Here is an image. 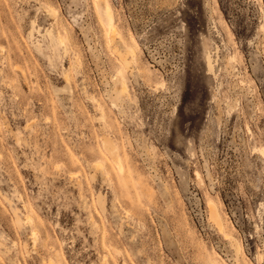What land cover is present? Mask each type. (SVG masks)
<instances>
[{"label":"rangeland","instance_id":"rangeland-1","mask_svg":"<svg viewBox=\"0 0 264 264\" xmlns=\"http://www.w3.org/2000/svg\"><path fill=\"white\" fill-rule=\"evenodd\" d=\"M263 13L0 0V264H264Z\"/></svg>","mask_w":264,"mask_h":264},{"label":"bare ground","instance_id":"bare-ground-1","mask_svg":"<svg viewBox=\"0 0 264 264\" xmlns=\"http://www.w3.org/2000/svg\"><path fill=\"white\" fill-rule=\"evenodd\" d=\"M104 8H105V13L107 15L108 18V23H109V32H111V40L114 42L116 39V35H118L117 31H116V27L114 24V17H113V11H112V7L111 5L108 3V1H104ZM264 16V13H263ZM261 30H264V25L261 26ZM119 36V35H118ZM117 36V37H118ZM218 47V46H217ZM216 49V48H215ZM218 49V48H217ZM216 51V50H215ZM218 51V50H217ZM216 51V52H217ZM114 52L116 53V55L119 57V59H121L125 69L131 70V63H133L134 59H135V51L133 48L131 47H127L126 49H119L117 46L114 47ZM210 50H207V54L205 56V63H206V68L209 71L213 70V66H214V60L211 58V54H210ZM232 57H230V59L228 58V60H231ZM234 59V58H232ZM231 62V61H230ZM215 68V67H214ZM132 71V70H131ZM214 71V70H213ZM207 72V73H208ZM211 73V72H210ZM215 73V72H214ZM209 74V73H208ZM212 74V73H211ZM163 85V84H161ZM120 92H124L126 93V84L124 82V80H122L121 82V90ZM106 149L108 150L109 153L114 154L115 151V147L112 144V146L109 145H105ZM210 207V218L216 223V225L218 226V229L224 230L223 229V222L217 212V210L215 209L213 204L209 205ZM222 232V231H221ZM224 233V232H223ZM33 234V233H32ZM227 234V233H226ZM231 238V237H230ZM234 241V240H233ZM239 244V243H238ZM235 245V244H234Z\"/></svg>","mask_w":264,"mask_h":264}]
</instances>
